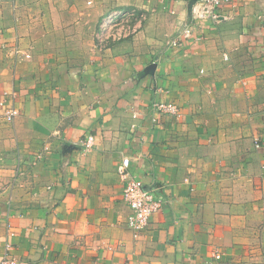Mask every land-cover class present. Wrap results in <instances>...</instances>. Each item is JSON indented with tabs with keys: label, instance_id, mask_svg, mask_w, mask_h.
<instances>
[{
	"label": "crops",
	"instance_id": "crops-1",
	"mask_svg": "<svg viewBox=\"0 0 264 264\" xmlns=\"http://www.w3.org/2000/svg\"><path fill=\"white\" fill-rule=\"evenodd\" d=\"M190 1L0 0V259L264 264V0L169 47ZM159 101L179 114L153 126ZM125 157L164 200L137 238Z\"/></svg>",
	"mask_w": 264,
	"mask_h": 264
},
{
	"label": "built area",
	"instance_id": "built-area-1",
	"mask_svg": "<svg viewBox=\"0 0 264 264\" xmlns=\"http://www.w3.org/2000/svg\"><path fill=\"white\" fill-rule=\"evenodd\" d=\"M230 0H195L192 4H188V17L182 23L178 34L167 41L169 47H178L181 45L183 39H188L199 29L201 21L211 19L215 20L216 12L224 5L228 4ZM121 16L125 17V21L129 17L126 12H121ZM15 55L20 54L23 57L27 55L20 52L18 49L14 51ZM151 122L153 126H159V118L162 116H177L179 108L174 102H152L150 104ZM19 115V111L14 107H10L4 112L5 122H12ZM132 118H137V113L132 114ZM135 128V125H132ZM81 148L84 152L90 151L94 147V139L88 136L81 141ZM258 147V146H256ZM117 173L124 183L122 198L129 209V214L126 219L127 228L131 231L134 238H137L150 225L151 217L160 210L163 203V198L155 196L152 191L146 189L143 182L136 180L129 171V158L125 157L117 166ZM264 213V205H263ZM8 237L14 236L13 232L8 230ZM14 245L6 240L3 245V253L0 259V264H17V261L12 257V250ZM218 258V256H215Z\"/></svg>",
	"mask_w": 264,
	"mask_h": 264
},
{
	"label": "water",
	"instance_id": "water-1",
	"mask_svg": "<svg viewBox=\"0 0 264 264\" xmlns=\"http://www.w3.org/2000/svg\"><path fill=\"white\" fill-rule=\"evenodd\" d=\"M194 1H195V0H191V1L189 2V5L192 4Z\"/></svg>",
	"mask_w": 264,
	"mask_h": 264
}]
</instances>
